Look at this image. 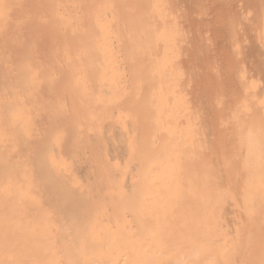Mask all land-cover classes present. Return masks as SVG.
I'll return each instance as SVG.
<instances>
[{
  "label": "bare ground",
  "instance_id": "1",
  "mask_svg": "<svg viewBox=\"0 0 264 264\" xmlns=\"http://www.w3.org/2000/svg\"><path fill=\"white\" fill-rule=\"evenodd\" d=\"M0 264H264V0H0Z\"/></svg>",
  "mask_w": 264,
  "mask_h": 264
}]
</instances>
